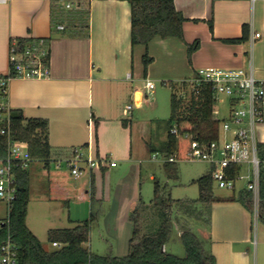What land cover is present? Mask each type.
<instances>
[{
    "label": "crops",
    "instance_id": "1",
    "mask_svg": "<svg viewBox=\"0 0 264 264\" xmlns=\"http://www.w3.org/2000/svg\"><path fill=\"white\" fill-rule=\"evenodd\" d=\"M65 1L0 0V77L11 71L13 38L50 39L49 74L11 78L5 102L12 112L48 119L52 160L56 153L71 159L76 148L93 158L114 153L122 160H134L133 130L140 123L138 109L149 100L143 98L147 79L177 85L218 68L242 69L264 78V0H174L186 17L185 40L155 36L148 45L132 43L129 1L71 0L78 2L79 9L90 4V29L80 35L56 28L55 17ZM245 24L249 26L247 41H224L241 37ZM196 39L200 46L190 61L187 43ZM147 52L154 60L145 71L143 57ZM131 102L135 107L129 109ZM148 135L142 138L151 140L152 133ZM257 136L264 142V122L258 124ZM29 169L32 192L33 183L48 178L50 171L42 160L30 162ZM92 173L96 174L93 169L85 174ZM0 200L6 203H0L3 224L9 216V204ZM224 203L227 210L222 225L206 237L214 242L218 264L227 256L231 264H245L250 252L251 212L240 201ZM136 205L134 202L133 208Z\"/></svg>",
    "mask_w": 264,
    "mask_h": 264
},
{
    "label": "trees",
    "instance_id": "2",
    "mask_svg": "<svg viewBox=\"0 0 264 264\" xmlns=\"http://www.w3.org/2000/svg\"><path fill=\"white\" fill-rule=\"evenodd\" d=\"M131 5L132 43L148 45L155 37L184 38L183 25L186 17L176 8L174 0H127ZM83 8H73L57 12L55 24L64 22L69 32L80 35L90 29V4ZM197 20V19H196ZM213 30V21L209 20ZM88 34V33H87ZM249 38V26H243V35L238 38L225 39V42L240 43ZM188 55L191 61L193 53L199 48L200 40L187 43ZM10 52L19 58L26 55H41L42 61L48 67L51 59L50 39L17 37L11 40ZM154 58L147 52L143 57L144 68L147 71ZM12 75L17 70L12 67ZM200 76V75H198ZM186 86V81L181 83ZM174 91L176 83L167 82ZM215 98L213 85L209 82L201 83L191 93L190 97L172 93V114L167 121V138L162 146L150 145L151 152H162L165 157L175 155L179 160L191 159L195 140L201 143H210L219 138L220 120L213 115ZM1 125V123H0ZM177 129L173 133L172 128ZM12 135L15 139L26 141L29 144L30 162L42 160L49 169V184L52 198L62 196L66 201L70 197L66 193L56 192L60 184L67 183L69 173L54 168L52 165V147L49 140V121L42 117H12ZM96 138L98 125H95ZM259 155L264 159V142L258 144ZM8 139L0 132V157L7 155ZM74 152V151H73ZM178 161H165V170L168 178L178 179ZM29 162V163H30ZM17 193L9 205V224L0 228V244L4 242L10 232L15 243L19 245L20 264H218L217 258L197 233L192 230V220L211 221V208L216 201H240L252 209L253 193L247 188L238 195L221 197L214 193V179L211 167L210 172L193 180L199 186L198 199H175L167 191V184L155 179L153 204L158 208L159 222L154 231L145 229L146 212L148 206L142 200L133 208V234L130 239L129 253L119 257L112 254L100 255L94 253L88 246L91 237V225L97 219L96 213L91 212L90 218L73 227L53 228L48 232V240L60 242L61 247L46 248L38 236L27 224L28 207L31 200V171L29 167L17 166L15 169ZM68 184V183H67ZM68 189L75 192H84L83 183ZM57 193V194H56ZM91 199L95 200L94 174H91ZM260 218L264 221V169L261 172L260 188ZM175 222L178 223L179 238L183 242L186 255L179 257L169 253L165 247L172 237Z\"/></svg>",
    "mask_w": 264,
    "mask_h": 264
},
{
    "label": "rangeland",
    "instance_id": "3",
    "mask_svg": "<svg viewBox=\"0 0 264 264\" xmlns=\"http://www.w3.org/2000/svg\"><path fill=\"white\" fill-rule=\"evenodd\" d=\"M154 82L155 93L150 94L149 100L144 102L141 109H138L140 123L135 125L133 130L134 148L137 153L135 159L132 161L122 160L114 153L101 157L94 156L97 165L93 168L96 173L94 175L95 200L93 202L91 199V175L85 174L81 178L75 179L71 175V168L66 162L67 156L65 155L58 153L53 155V158L59 159V161L52 160V165L56 168L59 163V169L69 173L68 184L61 183L56 192L66 193L70 197V201L67 202L62 196L51 197L54 192L50 188L48 178L33 183L27 224L46 248L50 250L55 248L48 240L50 229L73 227L89 219L93 211L96 213L97 219L91 225V237L87 246L94 253L100 255L112 254L123 257L129 253L130 239L133 234L134 225L131 214L134 202L139 203L142 200L148 206L145 229L154 231L157 228L158 208L153 204L155 179L160 180L164 185L167 184V191L175 199L199 198V186L197 183H193V180L210 172L211 164L208 161L199 158L179 160L177 162L179 178L170 179L165 170V155L162 152L154 153L148 149L150 145L158 149L162 146L167 135V121L172 114L173 89L161 81ZM195 89L192 81H187L186 86L179 83L176 87L177 94L185 97H190ZM130 105L135 107L134 102H131ZM218 107L226 111L228 104L221 102ZM149 132L152 133L151 140H149ZM145 133L149 137L147 141L142 138ZM137 147L138 150H136ZM242 173L247 175V166ZM247 181V178L238 180L235 191L220 188L214 184V193L221 197L238 195L242 189L247 187ZM81 183L86 184L88 194L86 191L77 193L68 189L69 184L77 187ZM1 202L3 203L0 200ZM224 202L228 201L213 203L210 223L202 220H192L191 223L192 230L205 240L207 247L211 250L214 242L211 237H206V233H211L214 227L218 228L222 225L225 210H227L225 209L227 203ZM248 210L251 212L248 241L251 242L247 245L250 247V252L245 264H264V221L260 216H256L253 207ZM165 248L169 253L179 257L186 255L185 246L179 238L177 222H175L172 237ZM227 257L223 258L222 264H231Z\"/></svg>",
    "mask_w": 264,
    "mask_h": 264
},
{
    "label": "built area",
    "instance_id": "4",
    "mask_svg": "<svg viewBox=\"0 0 264 264\" xmlns=\"http://www.w3.org/2000/svg\"><path fill=\"white\" fill-rule=\"evenodd\" d=\"M65 10L78 7L77 1L63 2ZM58 30H66L64 22H57ZM260 37V33L255 34ZM15 67V77H45L48 67L42 61L41 55L29 54L19 58L17 54L11 55V69ZM12 70L7 76L0 77V132L7 136V155L0 157V199H4L10 205L16 197L17 184L14 169L17 166L29 167V144L26 141L17 140L11 131L12 111L7 108L5 98ZM213 85L215 109L213 115L220 120L219 138L210 143L193 142V150L190 158H199L208 161L214 168V184L220 188L235 191L237 182L247 178V189L253 193L252 207L256 216L260 211L261 172L264 169V159L259 155L257 136L258 124L264 122V78L255 76L253 72H246L236 68H218L208 70L195 78L192 83L199 87L201 83ZM147 93L143 98L148 99L156 87L153 80L145 82ZM226 102L228 108L221 110L218 104ZM129 109L132 105L128 106ZM177 133L174 127L171 130ZM166 161H178L175 155L165 158ZM71 168V175L79 179L86 171L93 169L97 161L92 156H85L84 152L76 148L73 158L66 161ZM60 166V164L58 165ZM247 166V175L243 169ZM9 219L2 225H8ZM54 247H61L60 242H53ZM0 264H20L19 245L15 243L8 232L7 239L0 244Z\"/></svg>",
    "mask_w": 264,
    "mask_h": 264
},
{
    "label": "water",
    "instance_id": "5",
    "mask_svg": "<svg viewBox=\"0 0 264 264\" xmlns=\"http://www.w3.org/2000/svg\"><path fill=\"white\" fill-rule=\"evenodd\" d=\"M11 115H12L13 118H16V117L20 116V114L17 111L12 112Z\"/></svg>",
    "mask_w": 264,
    "mask_h": 264
}]
</instances>
